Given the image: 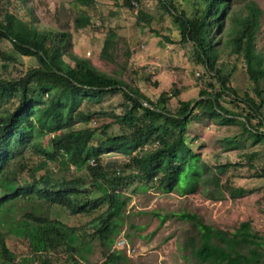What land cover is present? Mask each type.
Instances as JSON below:
<instances>
[{
  "label": "trees",
  "instance_id": "obj_1",
  "mask_svg": "<svg viewBox=\"0 0 264 264\" xmlns=\"http://www.w3.org/2000/svg\"><path fill=\"white\" fill-rule=\"evenodd\" d=\"M25 1L0 0V59L16 62L20 54L37 61L18 75L0 76V106L10 102L0 114V206L8 210L6 219L0 217L7 225L0 228V264H24L22 253L31 254L35 264H86L94 239L103 251L100 264H127L128 256L112 246L125 223L121 195L135 181L166 193L202 189L214 199L226 192L236 199L255 191L231 180L222 182L221 175L233 164L220 163L214 170L189 144L187 134L204 118L240 125L239 133L224 138V150L246 140L261 145L262 151L246 158L252 177L264 178V163L256 164L264 156V53L257 48L261 8L251 3L247 14L239 15L232 0H158L177 26L180 43L192 46L193 64L202 69L197 97L184 100L175 86L153 99L72 53V32L42 25ZM77 1L83 6L96 3ZM122 6L151 25L154 18L145 11L144 0H122ZM74 23L83 29L92 17L81 12ZM115 38V31H109L103 57L112 59ZM5 40L12 43V53L2 48ZM239 62L252 83L243 93L232 80ZM109 94L123 99L121 112L114 114L122 132L110 134L108 124L104 137L98 138L95 127L76 128L77 121L87 122L91 116L82 107L84 100L100 103ZM48 135L53 136L50 151L40 140ZM113 151L129 158L110 166L103 154ZM53 164L61 165L59 172ZM21 202L27 211L16 220L10 207ZM152 215L160 224L167 218L159 211ZM171 215L197 230L181 249L198 264H264V236L250 221L231 232L186 210ZM82 230H91L87 241L80 237Z\"/></svg>",
  "mask_w": 264,
  "mask_h": 264
},
{
  "label": "rangeland",
  "instance_id": "obj_2",
  "mask_svg": "<svg viewBox=\"0 0 264 264\" xmlns=\"http://www.w3.org/2000/svg\"><path fill=\"white\" fill-rule=\"evenodd\" d=\"M25 2L35 8L34 14L42 25L72 32L69 51L77 56L89 58L100 70L139 87L147 96L156 99L161 92L169 91L175 86L181 90V99L197 97L198 76L202 69L193 64L192 46L180 43L177 26L158 0H144L145 11L154 18L151 25L139 20L136 12L123 7L122 0H96L92 6H83L77 0ZM251 3L263 11L257 48L264 53V0H232V9L239 15H246V6ZM81 12H86L92 17V24L77 30L74 21ZM153 29L158 30L160 36L156 35ZM111 30L115 31L116 38L111 48L113 57L108 59L102 56V49L106 35ZM1 46L5 51L13 52L10 41H2ZM16 58V62H4L0 59V76H15L29 66L37 65L33 57L16 54ZM65 58L70 62L68 56ZM232 80L240 93L252 87L242 62H239L235 69ZM122 102L119 94L106 95L100 103L84 100L82 107L85 112H90L91 116L87 122L77 121L75 127H95L98 129V138L104 137L102 132L108 124L110 127L107 130L110 134L121 133V127L115 122L114 114L121 112ZM173 103L177 104V100L174 99ZM9 105L10 102L2 104L0 114H4ZM240 130L238 124L219 125L204 118L190 126L187 140L214 170L220 163L233 164L221 175L222 182L231 180L234 185L246 186L255 191L236 199L226 192L222 198L214 199L208 197L202 189L187 194H180L178 191L166 193L156 187L144 189L140 181H135L121 195V199L126 201L125 223L112 246V249L120 250L128 256L127 264H198L189 251L181 249L189 238L198 235L197 230L191 222L172 216L173 212L186 210L196 213L204 222L231 232L242 222L250 221L252 228L264 236V178L252 177L253 170L249 168L246 158V154L250 152L262 151V146L246 140L236 149L226 151L223 147L224 138L234 136ZM52 137L48 135L40 139L48 146L46 150H51L49 146ZM103 158L112 166L113 161L123 162L129 156L113 151L104 153ZM35 159L38 160L36 157ZM263 163L264 156L256 161L257 165ZM52 167L58 170L61 165L53 164ZM26 173L24 172L23 176ZM10 208L11 215L16 220L24 218L23 214L27 211L22 202ZM154 211L166 215L167 218L162 224L160 218L152 215ZM6 213L2 211L0 217L6 219ZM2 223L0 220V228H3ZM3 224L7 229L6 223ZM90 232L91 230H82L79 234L87 241ZM89 244L85 263L100 264L103 251L99 242L94 239ZM22 255L26 258L21 256V261L36 263L31 254ZM25 261L22 263L26 264Z\"/></svg>",
  "mask_w": 264,
  "mask_h": 264
},
{
  "label": "clouds",
  "instance_id": "obj_3",
  "mask_svg": "<svg viewBox=\"0 0 264 264\" xmlns=\"http://www.w3.org/2000/svg\"><path fill=\"white\" fill-rule=\"evenodd\" d=\"M2 211H5V206H0V213L2 212ZM0 230H2V229H0ZM118 246V245H117Z\"/></svg>",
  "mask_w": 264,
  "mask_h": 264
},
{
  "label": "built area",
  "instance_id": "obj_4",
  "mask_svg": "<svg viewBox=\"0 0 264 264\" xmlns=\"http://www.w3.org/2000/svg\"><path fill=\"white\" fill-rule=\"evenodd\" d=\"M148 147V146H147ZM92 165H94L95 164V160H92ZM128 249H129V251L131 252V248L130 247H128ZM133 251H135V249L133 248Z\"/></svg>",
  "mask_w": 264,
  "mask_h": 264
}]
</instances>
